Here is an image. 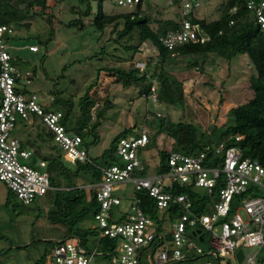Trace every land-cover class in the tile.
Masks as SVG:
<instances>
[{
  "label": "built area",
  "instance_id": "1",
  "mask_svg": "<svg viewBox=\"0 0 264 264\" xmlns=\"http://www.w3.org/2000/svg\"><path fill=\"white\" fill-rule=\"evenodd\" d=\"M112 1L134 9L140 2L144 5V0ZM201 1L172 0L171 5L176 6L175 12L179 15L175 21L180 26L160 36L164 46L174 49L187 42L205 39V36L199 35V24L193 20L197 17L196 10ZM247 6L264 30V0H248ZM13 32L12 25H0V180L23 204L31 205L39 197L45 196L52 185L47 162L40 159L33 164L32 151L24 147L15 134L18 118L30 120L31 114L41 117L54 132L55 142L64 157L71 162H92V157L82 136L68 130L63 124L62 111L46 112L37 94H25L19 89L23 72L13 63V55L4 42V36ZM30 49L39 51L37 45ZM25 75L29 82L30 72ZM236 140H240V137L237 136ZM150 142L151 133L147 125L136 133L121 137L117 141L116 152L122 162L102 168L103 180L97 190L100 209L95 215V227L100 231V238L117 241L116 254H111L116 264H139L140 253L154 244L162 246L158 253L160 263L180 261L195 253L203 258L201 264H233L240 248L264 247V196L253 195L256 190H251L264 189V166L258 160L244 157L239 146L226 147L225 143H220L213 146L215 157H221L217 163L214 157L209 156L210 147L199 154L171 151L167 171L142 174L137 171L143 169L140 152L146 150ZM221 182L223 187L219 190V199L212 202L210 212L201 214L194 211V201L188 193L173 190V185L181 184L212 194ZM128 183L133 185L134 192L147 191L153 197L157 214L169 213L172 204H179L183 208L184 213L173 220L170 233L163 227L157 229L160 215H148L137 196L124 220L112 218V211L122 203L116 190ZM90 188L86 187L87 190ZM243 194L248 195L233 211L234 197ZM189 228L193 229V235L198 229L212 234L207 251L188 233ZM168 234L170 239H167ZM260 249L245 253L243 263L258 264ZM97 253L96 248L87 250L80 238L72 236L57 241L53 256L45 264H93ZM208 255L214 259L208 258Z\"/></svg>",
  "mask_w": 264,
  "mask_h": 264
},
{
  "label": "rangeland",
  "instance_id": "2",
  "mask_svg": "<svg viewBox=\"0 0 264 264\" xmlns=\"http://www.w3.org/2000/svg\"><path fill=\"white\" fill-rule=\"evenodd\" d=\"M224 1L226 0H202L196 10V16L207 20L219 18L223 9L221 4ZM171 3L172 0H144L143 8L152 17L151 27L154 30L159 27L158 20L175 19L179 16L175 12L176 6ZM72 5H80V1H51L50 6L53 8L49 11L52 10L55 16L52 22L40 17L31 21L29 27L13 24L14 32L9 36L5 35L4 42L23 72L19 80V89L25 94H37L44 105L51 104L53 100L50 97L57 92L63 99L73 98L76 103L75 113H78L79 99L90 88L96 93L97 103L93 109L95 120L97 108L102 109L106 98H113L114 103L104 113L99 127V141L94 143L93 139L88 137V146L85 145L90 156L97 162L104 161V154L108 155L110 146L119 133L130 127L132 128L128 133H136L147 125L151 137L157 141L149 145L145 156L149 160L153 159L155 164L159 160L160 147L170 148L173 142L164 132L159 131L162 121L158 116L159 113L170 116L174 121L180 119L191 121L204 129L216 124L225 127L229 123L230 107L245 103L254 96L250 87V78L256 73V69L248 55H238L227 60L212 58L209 54H196L189 56L188 59L178 57L170 61L171 72L180 79L192 80L196 87L197 93L189 96L183 105L160 103L156 99V94L141 95L139 88L116 83L115 76L108 74L111 71L108 68L128 69L131 65H137L143 69L148 65L149 59L152 60V65L155 64L158 50L151 42H144L130 60L133 52L126 46H139L138 29L129 38L117 41L116 30H121L123 23L116 30L115 25H108L104 32L91 26L87 29L68 26L67 23L75 18L70 8ZM91 5L94 12L102 7L107 14L135 10L112 0H92ZM33 45H37L39 51H32L30 47ZM193 62H198L199 66H194ZM26 72H30L29 82ZM36 116L31 114L33 121L37 119ZM15 134L20 139L27 140L36 134V129L27 120L18 118ZM32 158L34 159L35 156ZM35 160L38 162L40 158ZM65 160L69 165H74L67 158ZM119 162H122L121 159ZM153 169L154 167L151 171ZM79 183L82 184V179ZM127 185L126 193H130L132 184ZM56 188L52 185V189L45 196L25 206L0 180V264H37L42 256L46 255L47 259L53 256L57 241L64 238L66 233L63 225L52 223L48 218V213L54 208ZM257 190L253 195L264 196L263 188ZM9 196L10 203L7 204ZM124 205L127 207L128 199L124 200ZM241 212L245 215L243 210ZM89 223L93 226L96 221ZM188 233L203 248H208L212 238L209 231L202 232L204 241H200L199 236L193 235L192 228L188 229ZM155 247L157 249L153 254L154 264H158L156 263L158 253L162 246L156 244L145 249L142 264H149L146 253ZM259 249L258 246L244 247L246 254ZM202 259V257H189L178 262L163 264H201ZM257 262L264 264V247L260 249ZM93 264H114V262L111 254H98L94 257Z\"/></svg>",
  "mask_w": 264,
  "mask_h": 264
},
{
  "label": "trees",
  "instance_id": "3",
  "mask_svg": "<svg viewBox=\"0 0 264 264\" xmlns=\"http://www.w3.org/2000/svg\"><path fill=\"white\" fill-rule=\"evenodd\" d=\"M51 1L53 0H0V25H21V23L31 22L40 17H44L47 22H52L55 16L51 12L52 10L49 11L53 8L50 6ZM79 1L80 5L70 7L75 18L67 23L68 26H75L79 29H87L91 26L104 32L108 25H115L116 30L123 23V28L116 30L117 41L129 38L138 29L139 46H126L133 52L130 60L139 51L142 43L149 41L156 47L158 59L154 65L149 59L148 65L143 69L137 65H131L128 69L108 68L111 70L108 74L115 76L116 83L126 87L139 88L141 95L156 94V99L160 103L183 105L189 96L197 93L192 80L180 79L171 72L169 62L178 57L188 59L189 56L196 54H209L212 58L219 57L230 60L238 55H248L256 69V73L250 78V87L254 96L245 103L230 107L229 123L225 127L216 124L209 129H204L183 119L179 121L170 119L168 122V116L158 114L162 119L159 131L164 132L167 137L173 140L172 145L170 148L160 147L159 160L155 164H153V159L149 160L145 156L149 146L146 150L141 151L143 169H138V172L148 174L152 167L159 173L167 171L168 156L171 151L199 154L207 151V147H210L212 149L209 151V156L214 157L217 163L221 157H215L213 146L220 143H225L226 147L239 146L244 157L256 159L264 166V30L257 22L253 12L248 8V0H226L222 2V13L219 18L214 20L194 17V22L199 24V35L205 36V39L198 42H187L174 49H168L164 46L160 41V36L170 29L178 28L179 23L173 18H165L158 20L159 27L154 30L151 27L152 17L143 8L142 2L133 11L107 14L102 7L94 12L91 5L92 0ZM13 63L17 65L14 55ZM193 65L199 66V63L193 62ZM154 86L156 87L153 90ZM96 103V93L89 88L80 97L79 110L78 113H75L76 103L73 98L63 99L57 92H54L53 102L44 105V110L46 112L62 111L64 113L63 124L68 130L79 133L83 138L84 145L88 146V137H91L94 143L99 141V127L102 124L104 113L113 105L114 101L113 98H106L102 109L97 108L94 120L93 109ZM36 117L37 119L35 118L32 123L36 129V134L32 138L22 141V144L32 151L35 158L47 162L51 185L57 187L54 195V208L48 213L49 220L52 223L65 226L67 232L64 237L75 236L80 238L82 245L87 250L96 248L103 254H114L117 241L108 237L100 238L99 229L93 227L89 221L95 220V215L100 209L97 190L98 184L103 180L102 168L119 162L120 159L116 152L117 141L129 134L128 132L132 127L125 129L116 136L108 155L104 154L103 162L99 163L92 158V162L76 161L72 162L74 163L72 166L66 162L61 148L55 142L54 132L48 128L41 117ZM71 120L73 121L71 122ZM237 136L240 137V140H236ZM155 140L151 137L150 144L155 143ZM35 158L32 159L33 164L36 163ZM80 179H82V184L79 183ZM86 186H91L90 190H87ZM221 187H223V182L212 194L201 192L193 186L181 184L173 185V190L178 193H188L194 201V211L201 214L211 211L212 202L219 199ZM251 190L258 191L257 188ZM135 194L140 198L141 206L145 212L157 217L158 212L153 197L147 191H136ZM247 195L234 197L233 211H236ZM9 198L10 196L7 204L10 203ZM169 213L172 219H176L184 213V210L179 204H172ZM122 220L123 218L119 219V221ZM203 238L205 240V237ZM208 258L214 259L213 256L209 255ZM46 259V255L42 256L37 264H45Z\"/></svg>",
  "mask_w": 264,
  "mask_h": 264
},
{
  "label": "crops",
  "instance_id": "4",
  "mask_svg": "<svg viewBox=\"0 0 264 264\" xmlns=\"http://www.w3.org/2000/svg\"><path fill=\"white\" fill-rule=\"evenodd\" d=\"M11 54H12V52H11ZM13 55V54H12ZM52 100H53V98H54V95L53 96H51L50 97ZM28 121V123L29 124H32L33 123V118H31L30 120H27ZM21 141H25V140H23V139H21ZM151 172V171H150ZM152 172H154V170L152 171ZM127 186L128 185H125V186H123V187H119L117 190H116V193L119 195V196H121V198H122V203L119 205V206H117V207H115L114 208V210L112 211V218L113 219H115V220H118L119 221V219L120 218H123V220L127 217V214H128V212H129V210H130V207H131V204H132V202H133V200H134V197L136 196V194H135V192H134V189H133V185H132V190H131V192L130 193H126V188H127ZM126 199H128V205H127V207H125V205H124V200H126ZM160 215V216H159ZM160 217V223L158 224V226H157V229L158 230H161V227H163V228H165V230L168 232V233H170V230H171V228H172V222H173V219H171L170 218V216H169V213L168 212H161V213H159L158 215H157V217ZM65 227V226H64ZM93 227H95V225H93ZM65 229H66V232H67V228L65 227ZM200 235L202 236V240L200 239ZM196 236V235H195ZM199 236V239H200V241H204V235L201 233V234H199L198 235ZM171 238V236H170V234H168L167 235V239H170ZM63 239H66V237H64V238H62V239H59V240H63ZM58 240V241H59ZM209 247V246H208ZM170 248V247H169ZM146 249V248H145ZM145 249L140 253V263L139 264H142L141 263V260H142V256H143V254H145ZM157 249V248H156ZM156 249H152L151 251H148L147 253H146V259H147V262L149 263V264H154L155 263V260H154V257H153V254H154V252L156 251ZM205 249V248H204ZM244 249V248H243ZM206 251L208 250V248H206L205 249ZM245 252V251H244ZM208 253V252H207ZM98 254H103L102 252H99L98 251V253H97V255ZM189 257H195V258H198V255H195V253H192L191 255H189ZM188 257V258H189ZM201 258V257H200ZM181 261V260H180ZM113 262H114V264H116L115 263V261H114V259H113ZM174 262H178V261H170V262H168V263H174ZM236 262H238V259L236 258ZM156 263H158V264H163V263H160V261H159V259H157V262Z\"/></svg>",
  "mask_w": 264,
  "mask_h": 264
},
{
  "label": "water",
  "instance_id": "5",
  "mask_svg": "<svg viewBox=\"0 0 264 264\" xmlns=\"http://www.w3.org/2000/svg\"><path fill=\"white\" fill-rule=\"evenodd\" d=\"M22 26H30V22H24V23H21ZM168 122H170V116H168ZM202 233V230L201 229H198L196 232H194V235H197V234H201ZM200 239L202 240V236L200 235ZM237 259H238V263H243L244 261V258H245V252H244V249L243 248H240L238 251H237Z\"/></svg>",
  "mask_w": 264,
  "mask_h": 264
}]
</instances>
